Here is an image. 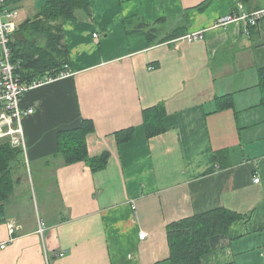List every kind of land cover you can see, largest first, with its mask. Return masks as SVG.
I'll return each instance as SVG.
<instances>
[{
	"label": "crops",
	"instance_id": "obj_1",
	"mask_svg": "<svg viewBox=\"0 0 264 264\" xmlns=\"http://www.w3.org/2000/svg\"><path fill=\"white\" fill-rule=\"evenodd\" d=\"M6 1L22 23L46 0ZM88 1L90 14L60 22L71 74L21 100L34 112L22 121L27 161L0 223V264H171L168 225L216 208L241 217L209 239L201 264H264V19L248 33L216 27L239 0L202 12L206 0ZM137 18L166 33H129ZM184 26L203 37L160 41ZM156 106L163 132L148 138L143 112ZM84 123L88 159L107 154L101 170L56 153L59 132Z\"/></svg>",
	"mask_w": 264,
	"mask_h": 264
},
{
	"label": "trees",
	"instance_id": "obj_2",
	"mask_svg": "<svg viewBox=\"0 0 264 264\" xmlns=\"http://www.w3.org/2000/svg\"><path fill=\"white\" fill-rule=\"evenodd\" d=\"M249 0H239L247 5ZM209 5L206 0L197 6L202 12ZM88 0H46L38 13L19 24L17 31L8 39L15 60H19L17 71L21 81L30 83L46 77L55 78L65 70L67 65V49L63 43V30L60 22L75 21L76 11L90 14ZM129 33L146 31L150 41L157 38V29L149 28L151 24L142 19H129L126 25L132 24ZM187 27L174 30L160 41H169L186 35ZM259 85L264 94V69L260 70ZM223 96L217 104V111L227 107L229 99ZM224 101V102H222ZM262 102L264 103V96ZM164 111L156 106L143 112V124L148 138L163 132L162 120ZM91 125L84 123L80 128L59 132L57 136V155L63 157L66 164L87 162L92 171L106 166L107 154L88 159L85 134ZM132 130L128 131L126 141ZM220 155L216 156L218 159ZM23 153L20 148L12 147L9 142L0 144V223L6 220L5 204L13 194L18 182L15 175L17 169L24 168ZM220 159V158H219ZM236 213L224 208H216L201 214L169 224L167 240L170 250L171 264H201L202 256L209 252V239L218 234H225L230 225L240 219Z\"/></svg>",
	"mask_w": 264,
	"mask_h": 264
},
{
	"label": "built area",
	"instance_id": "obj_3",
	"mask_svg": "<svg viewBox=\"0 0 264 264\" xmlns=\"http://www.w3.org/2000/svg\"><path fill=\"white\" fill-rule=\"evenodd\" d=\"M242 9V5L238 4L230 14L219 18L215 26L222 27L230 23L242 22L244 32L248 33L249 28L257 26L260 20L264 19V8L251 12H245ZM18 19V12L8 8L6 0H0V144L9 142L12 147L20 148L24 160L27 161L22 121L24 117L31 115L34 111L32 108H22L21 100L30 90L68 77L71 73L68 71V66L65 65V70L55 78L46 77L43 80L30 83L21 81V76L17 73L21 62L14 59L12 50L8 45V39L14 35L20 24ZM202 37V33L197 32L186 34L182 39L192 42ZM93 38L97 39L98 35L93 34ZM258 181V177L253 179L254 183ZM144 236L145 234L139 235L140 239H143ZM0 248L3 249L4 245ZM56 255L62 257L64 254Z\"/></svg>",
	"mask_w": 264,
	"mask_h": 264
},
{
	"label": "rangeland",
	"instance_id": "obj_4",
	"mask_svg": "<svg viewBox=\"0 0 264 264\" xmlns=\"http://www.w3.org/2000/svg\"><path fill=\"white\" fill-rule=\"evenodd\" d=\"M165 26H166L165 23H156V25L151 24L149 28L158 29L157 34H158V37H159V36H161V35L166 33L167 27H165ZM169 26H170V23H169ZM200 33H202V32H200ZM202 36H203V33H202ZM216 153H217V155H219L218 152H216Z\"/></svg>",
	"mask_w": 264,
	"mask_h": 264
}]
</instances>
